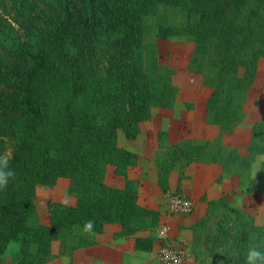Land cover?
Returning <instances> with one entry per match:
<instances>
[{"label": "trees", "instance_id": "16d2710c", "mask_svg": "<svg viewBox=\"0 0 264 264\" xmlns=\"http://www.w3.org/2000/svg\"><path fill=\"white\" fill-rule=\"evenodd\" d=\"M0 1L13 15L0 14V137L15 143L9 166L16 173L0 189V262L12 244V264L71 256L95 245L110 223L119 225L114 238L133 236L134 250H153L160 212L138 202L140 181L131 175L138 154L118 143V131L135 140L152 107L175 106V70L159 61L157 39L192 43L186 68L211 90L205 120L218 129L212 138L172 143L166 131L156 132L160 190L169 192L175 170L172 193L181 194L186 167L203 163L236 175L239 192L264 194V120L253 123L245 154L223 142L245 118L247 94L264 59V0ZM169 10L181 11L183 22L171 23ZM109 166L124 178L122 187L106 183ZM60 177L68 179L75 203L48 199V221L42 222L36 185H55ZM199 201L205 208L184 245L194 262L243 264L249 246L264 251V226L253 214L224 193L203 194ZM87 221L94 222L90 234L83 231Z\"/></svg>", "mask_w": 264, "mask_h": 264}, {"label": "crops", "instance_id": "0c3cea01", "mask_svg": "<svg viewBox=\"0 0 264 264\" xmlns=\"http://www.w3.org/2000/svg\"><path fill=\"white\" fill-rule=\"evenodd\" d=\"M189 57L190 55L186 57V65ZM184 71L192 74L186 67ZM191 79L195 85H201L200 74L193 72ZM203 88L207 97L211 90L206 87ZM263 90L264 59L262 58L259 60L255 80L247 94L244 120L232 133L223 135L224 144L238 148L241 154L247 152L246 147L250 142L253 123L257 120H264ZM180 94L181 92H178L176 99L178 104L180 102ZM147 121L148 123L144 124L143 127L141 126L142 122L140 123V133L131 143V151L133 150L138 154L137 166L131 175L140 181L138 202L142 206L156 209L160 212V227L167 228L168 237H172L186 246L190 245L191 230L189 226L200 216L205 208V202L199 201V198L203 194L207 196L208 188L223 192L239 208L254 216H257L256 209L253 210L251 208H264V194L260 193L259 190H254L250 194L239 192L236 175L222 173L221 167L217 164L192 163L184 171L186 176L181 180V194L190 198L194 202V207L197 208H193L192 212L187 215L171 214L167 209V196L176 190L179 172L175 170L170 172L168 177L169 192L164 194L157 184V172L154 164L156 132L158 130L166 131L168 140L172 143L181 138H212L218 133V129L216 126L206 123L205 102L198 113H195V108L192 112L185 113L182 117L174 112L173 114L161 112V114L157 113L151 116ZM180 124L186 125V128L181 130ZM123 144L126 145L127 142ZM261 157L260 160L263 159V156ZM256 171L252 170L253 174ZM113 175L115 174L113 173ZM116 177L107 176L105 181L109 185L122 187L124 178ZM107 225L104 226L102 233L96 234L95 245L76 249L71 256L62 255L47 264H157L162 240L156 238L151 252L137 251L133 248V236L114 238L113 233L119 230V225L116 224L117 226H113L112 229H109ZM182 264L199 263L188 257Z\"/></svg>", "mask_w": 264, "mask_h": 264}, {"label": "rangeland", "instance_id": "374dc122", "mask_svg": "<svg viewBox=\"0 0 264 264\" xmlns=\"http://www.w3.org/2000/svg\"><path fill=\"white\" fill-rule=\"evenodd\" d=\"M10 12L9 7L5 4V2L0 1V14L4 17L10 18L13 20V15ZM169 19L171 23H182L184 20V16L179 10H169ZM16 33L19 36H22V28L17 23H13ZM157 45V51L159 55V61L163 64H166L167 66L174 68L175 74L173 76V82L178 85L180 94L179 104L176 101V105L174 109L166 110V109H160L159 107H152L151 109V116L156 115L157 113L161 114V112L166 113H176V115H180L181 117L185 115V113L192 112L195 108V113H198L199 110H201L202 104L205 102L206 99V93H204V88L201 85H195L194 81L191 79V76H193L190 72H186V57L188 55H191L192 51V43L189 40L186 39H180V38H168V39H157L156 40ZM264 93V90L262 91ZM188 104L190 106L188 107ZM175 110V111H172ZM204 111L202 112L203 115ZM148 121L142 122V127L144 124H147ZM184 123V122H183ZM186 128V125L180 124V129L184 130ZM118 142L119 144L128 149L132 145L133 142L130 139H126L123 132L121 130L118 131ZM124 142H127V144H123ZM0 145H1V154L5 153L6 151H11L12 155L15 149V143L13 142L12 138L9 136H2L0 137ZM133 151V150H132ZM262 157L258 156L256 161L252 165V170L256 171L258 169L260 159ZM260 160V161H259ZM112 167L109 166L107 169V176L116 177V175H113ZM253 173V172H252ZM226 174V173H224ZM118 178H121L122 176H117ZM116 177V178H117ZM110 178V177H108ZM68 187V179L60 177L55 185H42L38 184L36 185V195L34 198V202L37 208V212L39 214L40 220L42 222L47 223L48 221V214H47V200L53 199L69 204L75 203V197L71 196L67 192ZM221 193L220 191L213 190V189H207V196L208 198H215L219 196ZM260 193H262L260 191ZM263 194V193H262ZM255 203V202H252ZM197 208V207H194ZM256 209L257 216L256 219L259 224L264 226V208H251ZM108 228L112 229L113 226H117L115 223H110L107 225ZM145 235V232H141L140 235ZM17 245L12 244L2 257V260L0 264H12L10 262L11 255L16 250ZM53 249H57V242H53Z\"/></svg>", "mask_w": 264, "mask_h": 264}, {"label": "built area", "instance_id": "2783aa9c", "mask_svg": "<svg viewBox=\"0 0 264 264\" xmlns=\"http://www.w3.org/2000/svg\"><path fill=\"white\" fill-rule=\"evenodd\" d=\"M194 202L182 195L170 193L167 196V209L173 215H187L192 212ZM157 239L162 240L159 249V264H182L188 259L189 254L184 244L172 237L167 236L166 227H158L156 231Z\"/></svg>", "mask_w": 264, "mask_h": 264}, {"label": "clouds", "instance_id": "9594fccd", "mask_svg": "<svg viewBox=\"0 0 264 264\" xmlns=\"http://www.w3.org/2000/svg\"><path fill=\"white\" fill-rule=\"evenodd\" d=\"M12 159L11 151H6L0 154V189L6 188L9 181L15 179V171L10 165ZM94 228L93 221L85 222L83 231L85 233H92ZM243 264H264V251L261 250V246H249L244 254Z\"/></svg>", "mask_w": 264, "mask_h": 264}]
</instances>
